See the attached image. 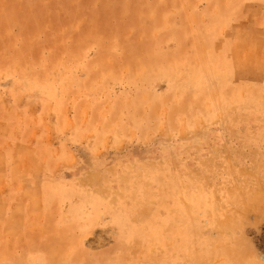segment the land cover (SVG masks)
<instances>
[{
	"label": "rangeland",
	"instance_id": "1",
	"mask_svg": "<svg viewBox=\"0 0 264 264\" xmlns=\"http://www.w3.org/2000/svg\"><path fill=\"white\" fill-rule=\"evenodd\" d=\"M0 264H264V0H0Z\"/></svg>",
	"mask_w": 264,
	"mask_h": 264
}]
</instances>
